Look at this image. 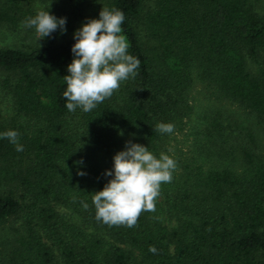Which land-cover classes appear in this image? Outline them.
Masks as SVG:
<instances>
[{"label":"trees","instance_id":"obj_1","mask_svg":"<svg viewBox=\"0 0 264 264\" xmlns=\"http://www.w3.org/2000/svg\"><path fill=\"white\" fill-rule=\"evenodd\" d=\"M35 2L0 0V26H23ZM53 7L65 32L0 48V133L17 131L24 147L0 138V264H264V0ZM101 8L124 13L138 74L91 112H69L73 33ZM128 141L177 169L155 212L108 226L92 193Z\"/></svg>","mask_w":264,"mask_h":264},{"label":"clouds","instance_id":"obj_2","mask_svg":"<svg viewBox=\"0 0 264 264\" xmlns=\"http://www.w3.org/2000/svg\"><path fill=\"white\" fill-rule=\"evenodd\" d=\"M124 20L121 10L101 8L98 19L87 20L73 33L74 58L63 77L66 83L63 97L69 112L74 113L78 108L91 112L111 98L122 82L138 74L140 61L129 54L130 44L122 34ZM65 25L66 18L41 10L27 18L23 27L34 29L39 41L57 30L65 32ZM156 131L171 134L174 125L158 123ZM0 138L15 145L17 152L24 150L17 131L0 133ZM176 169L177 163L170 156L161 153L157 158L148 147L126 142L125 149L113 157V169L105 172L112 179L102 190L92 193L96 219L108 226L136 227L142 213L155 212L162 185L172 182ZM77 174L85 175L79 171ZM149 251L155 253L156 249L150 247Z\"/></svg>","mask_w":264,"mask_h":264},{"label":"rangeland","instance_id":"obj_3","mask_svg":"<svg viewBox=\"0 0 264 264\" xmlns=\"http://www.w3.org/2000/svg\"><path fill=\"white\" fill-rule=\"evenodd\" d=\"M57 3L59 4L60 0H50V1L36 0V2L32 5L33 12L36 15L37 12L41 10L47 11L50 8L55 10L57 7H53V6ZM50 14H52V12H50ZM44 42H45V38L37 41V36L34 29L30 31L23 26H19L16 28H8L6 26H0V48L2 47L25 48L28 45H32L35 43L44 44ZM63 212L66 214V216L69 214V211L67 209H63ZM2 236L7 237V234L4 233L3 231H0V238Z\"/></svg>","mask_w":264,"mask_h":264}]
</instances>
